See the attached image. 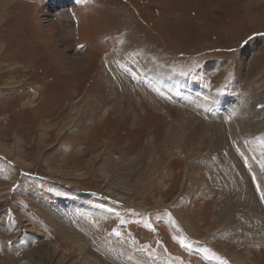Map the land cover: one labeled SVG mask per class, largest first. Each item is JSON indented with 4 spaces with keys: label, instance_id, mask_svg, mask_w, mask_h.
<instances>
[{
    "label": "rangeland",
    "instance_id": "374dc122",
    "mask_svg": "<svg viewBox=\"0 0 264 264\" xmlns=\"http://www.w3.org/2000/svg\"><path fill=\"white\" fill-rule=\"evenodd\" d=\"M262 106L264 0H0V264H264Z\"/></svg>",
    "mask_w": 264,
    "mask_h": 264
},
{
    "label": "snow or ice",
    "instance_id": "6c2138e0",
    "mask_svg": "<svg viewBox=\"0 0 264 264\" xmlns=\"http://www.w3.org/2000/svg\"><path fill=\"white\" fill-rule=\"evenodd\" d=\"M262 107H264V106H262ZM259 190V189H258ZM262 199H264V194H262ZM185 240H186V238H180V239H178V242L181 244V245H184L185 244Z\"/></svg>",
    "mask_w": 264,
    "mask_h": 264
},
{
    "label": "bare ground",
    "instance_id": "6f19581e",
    "mask_svg": "<svg viewBox=\"0 0 264 264\" xmlns=\"http://www.w3.org/2000/svg\"><path fill=\"white\" fill-rule=\"evenodd\" d=\"M128 21H129V19H128ZM169 78H170V79H172L173 77H172V78H171V77H169ZM34 95H35V93H34ZM252 204H253V203H252Z\"/></svg>",
    "mask_w": 264,
    "mask_h": 264
}]
</instances>
